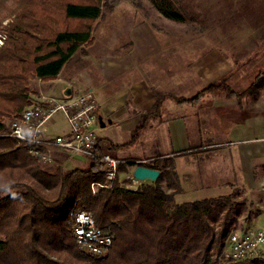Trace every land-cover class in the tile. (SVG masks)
Listing matches in <instances>:
<instances>
[{"label":"trees","instance_id":"1","mask_svg":"<svg viewBox=\"0 0 264 264\" xmlns=\"http://www.w3.org/2000/svg\"><path fill=\"white\" fill-rule=\"evenodd\" d=\"M148 1L165 18L184 20L177 0ZM106 2L20 0L2 28L0 118L17 115L28 103L29 79L54 78L91 41L92 24ZM258 50L259 59L264 58V41ZM225 80L175 100L196 103L205 92L227 88ZM5 130L0 119V132ZM111 147L98 138V153L111 154ZM82 158L81 165L71 167L43 165L28 154L25 143L0 136V264H264L263 255L239 261L225 256L227 237L243 211L235 193L176 202L180 189L173 166L135 189L121 186L130 177L117 176L109 188L92 192V182L105 181L104 163ZM149 166L160 169L156 163ZM118 170L129 174L124 162ZM74 208L90 211L95 225L113 236L106 256L78 248L71 228Z\"/></svg>","mask_w":264,"mask_h":264},{"label":"crops","instance_id":"2","mask_svg":"<svg viewBox=\"0 0 264 264\" xmlns=\"http://www.w3.org/2000/svg\"><path fill=\"white\" fill-rule=\"evenodd\" d=\"M258 15L263 17L264 11ZM233 32L222 37L220 48L225 39L245 41V32L255 33L252 38L260 42L264 22ZM126 37L127 48L116 56L77 59L76 52L68 59L51 78L59 96L66 89H93L99 103L96 133L102 143L112 145L110 155L124 161L129 172L136 160H144L145 166L156 163L159 172L173 166L180 189L176 202L188 193H202V198L235 193L243 202L237 232L264 225V58L253 59L257 70L251 74L245 71L248 59H179L175 39L173 49L166 51L165 32L141 15H135ZM224 77L227 88L205 92L196 103L175 100ZM246 79L249 83L241 88ZM185 86L190 90L183 91ZM67 131L66 124L58 134ZM81 160L60 153L54 163L71 167ZM258 255L264 256V244Z\"/></svg>","mask_w":264,"mask_h":264},{"label":"rangeland","instance_id":"3","mask_svg":"<svg viewBox=\"0 0 264 264\" xmlns=\"http://www.w3.org/2000/svg\"><path fill=\"white\" fill-rule=\"evenodd\" d=\"M106 1L101 7L100 17L92 24L91 41L80 48L79 52L77 51L75 58L79 59L86 54L100 57L116 56L123 53L128 46L127 28L135 15H141L165 32L167 39H164L166 41V43L164 42V49L166 51L173 49L172 41L175 39L177 45L174 48H179L177 50L179 59H248L245 71L251 74L257 70V65L253 64L255 63L253 59H259V53L256 54L255 52L259 51V46L264 40L261 39L260 42L254 40L252 36L256 35L255 33H242L248 38L240 43H237V39L227 43L225 39V42L223 41L225 47L220 48V44L222 37L236 35L233 30L246 24L264 22V16L258 15L264 11V0H177V5L178 3L181 5L180 11L184 16L183 21L165 18L148 0ZM19 6L20 0H6L4 6L0 7V32L4 33L2 28L13 18V13L18 10ZM260 69L263 73L264 66ZM248 83L249 79H246L240 87L244 88ZM54 86L51 78L29 79L28 103L23 107L42 95L59 96V92L54 89ZM75 88L78 87L75 86ZM184 90L190 89L185 86ZM11 117L2 116L0 118L7 126V130L0 132V135L8 131V123ZM48 125L49 129L44 132L45 135L58 134L66 127L65 121L59 113L53 115ZM110 153L113 154L111 151ZM75 158L81 160L77 156ZM81 161L83 162V160ZM118 174L120 179L125 177L123 171H119ZM203 196L202 193H188L179 196L177 201H191L201 199ZM233 231L237 232L238 228L236 227Z\"/></svg>","mask_w":264,"mask_h":264},{"label":"built area","instance_id":"4","mask_svg":"<svg viewBox=\"0 0 264 264\" xmlns=\"http://www.w3.org/2000/svg\"><path fill=\"white\" fill-rule=\"evenodd\" d=\"M6 38L0 32V46ZM70 85L75 89V81ZM99 103L91 88L73 90L68 95H42L31 100L21 111L9 119L8 131L0 136L9 137L27 145V152L43 165L53 164L60 153L73 157H98L104 163V182H92L91 191L97 187L109 188L118 176V164L124 162L108 153H98L96 133L99 117ZM59 113L68 126L66 133L45 136L48 122ZM145 164L144 160L132 162ZM133 168V167H132ZM132 170V169H131ZM131 170L126 177L130 182L122 183L127 189L137 188L143 181L132 177ZM72 233L78 248L86 254L104 257L112 244L113 236L98 227L90 211L74 208L70 212ZM264 243V225L245 233L232 231L226 240L225 256L230 261H239L258 256V249Z\"/></svg>","mask_w":264,"mask_h":264},{"label":"water","instance_id":"5","mask_svg":"<svg viewBox=\"0 0 264 264\" xmlns=\"http://www.w3.org/2000/svg\"><path fill=\"white\" fill-rule=\"evenodd\" d=\"M70 92L69 89L65 90V94L68 95ZM160 172L158 169L145 166V165H135L131 170V175L133 178L139 181H154L159 176Z\"/></svg>","mask_w":264,"mask_h":264}]
</instances>
